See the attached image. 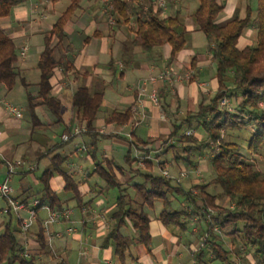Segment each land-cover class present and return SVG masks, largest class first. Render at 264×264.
Listing matches in <instances>:
<instances>
[{"label":"trees","instance_id":"obj_1","mask_svg":"<svg viewBox=\"0 0 264 264\" xmlns=\"http://www.w3.org/2000/svg\"><path fill=\"white\" fill-rule=\"evenodd\" d=\"M23 1L0 0V85L5 90L14 87L17 54L15 44L3 31L1 22L11 15L15 5ZM195 1L197 7L191 19L195 28L206 37L207 50L215 63V91L204 102H200L193 112H187L172 125L163 144L170 140L176 143L166 145L161 153L179 150L172 161L175 164L181 162L193 170L200 157H204L214 177L209 182L196 185L194 188L197 190L192 191L182 188L181 179L176 182L153 174L155 165L149 156L138 159V162L142 161L143 169L132 167L135 160L129 155L124 158V166L102 158L94 161L91 175L103 181L105 190L117 192L115 210L99 246L102 250L111 249L112 264L139 261L137 249L138 254L143 250L145 255H151L153 225L150 216L156 206L160 207V211L155 221L160 226H174L181 233L192 237L185 264H243L247 260L251 264H264V176H260L240 155V144L225 137H228L229 131L251 129L253 132L247 145L250 154H256L264 143V0H256L253 11L248 4L242 18L234 15L223 23H216L223 10L222 3L217 0ZM80 2L70 0L44 37V49L36 64L39 71L36 91L34 94L28 91L26 100V109L34 128L41 126L34 114L37 106H43L54 122L62 121L61 104L51 94L50 79L62 63L66 69L72 66L69 62L56 59L54 54L56 47L64 41V27L80 7ZM109 15L116 26L133 23V44L139 46L143 54L150 55L154 48L167 44L172 60L186 45L188 31L182 26L178 14L162 15L157 0H114ZM249 29H253L254 37L246 43L242 40ZM195 62L196 57H192V70L195 69ZM224 98L233 99L235 113L220 107ZM101 100V91L90 92L84 86L78 87L71 98L76 119L84 125V132L89 139L86 144L93 158H96L98 136L94 121ZM131 118V110L127 108L112 111L105 118V123L123 125ZM183 127L188 130L193 128L198 133L187 135V130L181 134ZM200 134L203 138L199 137ZM72 139L69 137L54 142L42 157L64 147ZM65 161L66 156L56 153L51 156L50 168L38 179L40 189L20 202L37 200L39 205L35 208L36 213L43 207L51 211H63V207L71 201L77 210L85 207L87 204L82 202L78 189L81 183L72 176V169L62 166ZM164 164L159 162L157 167ZM125 172L130 174V179L122 181L118 176H123ZM54 173L61 175L64 180L63 192L70 195L66 199H61L50 189L49 179ZM217 186H221L228 206L218 204L219 196L208 191L209 187ZM132 191L133 196L130 194ZM177 199L182 203L180 208H175L174 201ZM6 212L10 219L12 211ZM43 224L35 220L34 232L29 230L23 233L18 217L15 226H11L8 220L0 234V264H45L42 260L44 257L54 256ZM215 229L222 234L215 233ZM28 235L35 238L34 246H28ZM235 248L237 250L234 251ZM55 259L57 264H65L57 257Z\"/></svg>","mask_w":264,"mask_h":264},{"label":"crops","instance_id":"obj_2","mask_svg":"<svg viewBox=\"0 0 264 264\" xmlns=\"http://www.w3.org/2000/svg\"><path fill=\"white\" fill-rule=\"evenodd\" d=\"M217 1L223 4V10L216 23H223L234 15L242 18L248 4L252 11L256 8V0ZM59 4L60 0H24L15 5L11 15L1 22L3 31L16 47L14 68L17 76L11 90H5L0 85V179L6 175L8 162L22 161V167L16 170L11 179L14 184L11 186V197L20 202L30 195V188L35 187L36 192L40 189L38 179L50 168V157L55 153L66 156L63 167L72 169V176L80 181L78 189L82 202L87 205L77 210L74 202H69L63 209L69 210L70 214L44 228L52 254L65 264H112L111 249L102 250L99 246L115 210L117 193L115 190H105L103 181L91 175L93 162L102 158L124 166V158L129 155L135 160L133 165L138 166L139 158L163 152L166 145L172 144V140L162 144L172 125L187 112H193L200 102L214 93L215 63L207 50L206 37L195 28L191 19L197 7L195 0L166 1L164 15L178 14L182 26L188 31L185 47L172 60L167 44L154 48L150 55L143 54L140 47L133 44V23L120 26L111 24L109 13L99 1L81 0L80 7L64 27V41L56 47L54 54L56 59L69 62L72 66L66 69L62 63L50 79L51 94L61 104L62 121L54 122L43 106H37L34 114L41 126L34 128L26 109L27 95L28 91L31 94L36 91L35 84L39 79L37 60L44 49V37L62 13H57ZM252 35L253 29L247 30L242 41L249 43ZM23 47H26V51L24 57L20 58ZM192 57H196L194 70L190 68ZM165 70H171L182 79L171 82L158 80L159 73ZM80 86L90 92H102L94 121L98 133L96 158L89 155L90 148L86 144L89 139L84 125L76 119L71 106L72 95ZM153 92L158 96L157 104L149 99ZM6 105L19 108L20 116L9 114ZM127 108L132 113L127 124L105 123V118L112 111ZM74 130L79 132L71 136L73 139L70 143L42 157L56 142L55 137H60L61 142L63 135L72 134ZM147 150L149 152H145ZM164 162V165H176L179 169L184 166L181 162L173 163L171 158ZM118 177L127 181L130 174L125 172ZM27 178L32 187L26 185ZM64 185L61 175L54 173L49 179L50 189L61 199L70 196L63 192ZM130 194L133 196L134 192ZM18 195H21L20 198ZM159 211L160 207L156 206L150 216L153 225L151 255H145L143 250L138 254L137 249L139 261L129 264H185L187 261L192 237L174 226H160L155 221ZM36 214V221L43 224L47 217L46 210L41 209ZM7 217L5 200L0 196V233L10 220ZM69 228L73 230L70 234L66 233ZM26 241L28 246L36 244L32 235L26 236Z\"/></svg>","mask_w":264,"mask_h":264},{"label":"rangeland","instance_id":"obj_3","mask_svg":"<svg viewBox=\"0 0 264 264\" xmlns=\"http://www.w3.org/2000/svg\"><path fill=\"white\" fill-rule=\"evenodd\" d=\"M68 4H69V0H60V4L58 5V8H57V13L60 14L61 12H63L64 9L68 6ZM253 37L254 36L252 35V38ZM226 99L228 100L227 105H224V106L220 105V107L222 109H227L228 112L235 113L236 112V104H235V102L233 101V99H229V98H226ZM262 105L263 104H260V106H262ZM187 130L188 129L186 127H183V129L181 130V134H183ZM188 131L191 132L190 135H195L196 133H198L193 128L189 129ZM252 132L253 131L251 129H246L244 131L233 130V131H229L228 132V137L227 136H225V137L228 138V139H231V140H234V141L238 142L240 144V146H241V150L239 152L240 155L246 160V162H248L249 164H251L253 166L254 170L260 176H264V143L262 144V146L260 147V149L258 150V152L256 154H250L248 152V150H247L248 141H249V139H250V137L252 135ZM201 136L203 138V135L200 134L199 137H201ZM55 141L56 142H60V137H55ZM168 143H169V141L167 142V144ZM170 143L175 144L176 142L172 140V142L170 141ZM163 145H165V144H163ZM178 152H179V150L173 149V151H168L166 154L160 153V154H157V155L156 154H152L151 156H149V159L155 165V168L153 170V174L162 176V170H166L170 176H172V177H174L176 179L177 178L181 179L180 180V184H181L182 188H184L185 190H192V191H196L197 190L196 188H194L196 185H198L200 183L209 182L214 177V173L212 172V170L210 168H208L206 159L204 157H200L199 163L197 164V167L194 168V170L187 168L184 164H183L184 165L183 169H179L178 166L171 165V164L170 165L169 164L162 165L160 168L157 167V163L164 162L165 160L170 159V158L173 159L174 156ZM137 164H138V167L140 169H143L142 161H139ZM135 166L137 167V165H135V164L132 165V167H135ZM181 172L186 173V177L180 178V173ZM14 175L11 176V179H12V177ZM5 177H6V175H5ZM5 177H4V179L3 178L0 179V184L3 183V181L5 180ZM11 179L8 182V185L10 187L12 185H14V184H12V182H11L12 180ZM26 185H28V187H32L31 181H30L29 178H27ZM11 189H12V187H11ZM221 189H222L221 186L209 187L208 191L211 192V193H215V194H217L219 196V199L217 201L218 204H220L223 207L224 206H228L229 205L228 199L223 196V194L221 192ZM29 190H30L29 191L30 195H32V194H34L36 192L37 189H35V187H32ZM20 196L18 195L19 198H20ZM25 197H23V199ZM174 203H175V208L176 207L180 208L182 206V203L179 202V199H177V201H174ZM232 207L230 206V208H232ZM23 213L24 212H19L18 213V217H19V215L20 216H24L25 213H24V215H23ZM8 218L9 217H7V219ZM16 219H17V214L12 212L11 213V217H10L11 226H15ZM218 229H215V233H217L218 235L222 234V232H219ZM30 230H35V225L34 224L30 228ZM201 238H202V240L204 239V237H201ZM235 250H237V249L235 248L234 251ZM186 257H188V256L186 255ZM42 260H43V262L45 264H57L58 263L54 256H47V257H44ZM211 264H219V262H212ZM243 264H251V261L247 260V262L243 263Z\"/></svg>","mask_w":264,"mask_h":264},{"label":"built area","instance_id":"obj_4","mask_svg":"<svg viewBox=\"0 0 264 264\" xmlns=\"http://www.w3.org/2000/svg\"><path fill=\"white\" fill-rule=\"evenodd\" d=\"M101 5L103 6L104 10L106 12H110L112 10L113 7V1L114 0H98ZM157 6L161 9L162 15L165 14V10H166V1L165 0H157ZM110 23L112 24L114 22V19L112 16L109 17ZM23 50L19 53V57L23 58L25 51H26V47L22 48ZM188 78V77H186ZM158 80H167L169 82L171 81H178L181 80L182 77L176 75L174 72H172L171 70H165L161 73H159V75L157 76ZM149 99L152 103L157 104L158 103V96L155 92L151 93L149 95ZM228 100L226 98H224L221 102L220 105L224 106L227 105ZM6 111L14 116H20V109L11 105H6ZM79 131L78 130H74V132L72 134H65L62 137V140H67L69 137H71L72 135L77 134ZM187 135H190L191 132L187 131L186 132ZM23 163L20 160L14 161V162H8L6 164V177L5 180L3 181V183L0 184V196L5 200V204H6V211L10 210L14 213H16L18 215L19 212H24L25 215L22 217H19L20 219V224H21V230L23 233H26L30 230V228L32 227V225L35 223L37 214L35 211V208L39 205V202L37 200H33L30 204L27 203H22V202H18L17 200L13 199L11 197V193H12V189L11 187L8 185V182L11 179V176L14 175L16 173V170L20 167H22ZM32 168H30L31 170ZM162 176L164 178L167 179H173L176 182H178L180 179H176L172 176H170L168 174V172L166 170H162ZM186 177V173L181 172L180 173V178H184ZM43 209L46 210L47 212V217L44 221V228L47 229V227L51 224L57 223L59 222L63 217L68 216L70 214V211L65 209L63 211H51L46 207H43ZM73 230L72 229H68L66 231V233H71Z\"/></svg>","mask_w":264,"mask_h":264}]
</instances>
